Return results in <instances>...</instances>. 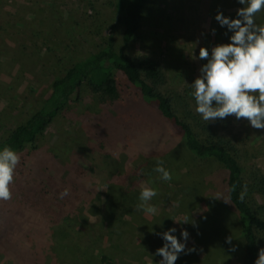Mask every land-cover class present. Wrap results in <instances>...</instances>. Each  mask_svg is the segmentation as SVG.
Instances as JSON below:
<instances>
[{"label": "rangeland", "instance_id": "rangeland-1", "mask_svg": "<svg viewBox=\"0 0 264 264\" xmlns=\"http://www.w3.org/2000/svg\"><path fill=\"white\" fill-rule=\"evenodd\" d=\"M115 2L0 0V142L103 47ZM126 53L159 62L163 92L216 93L219 133L264 173V0H146ZM224 178L134 89L82 87L0 171V264H241Z\"/></svg>", "mask_w": 264, "mask_h": 264}, {"label": "trees", "instance_id": "trees-1", "mask_svg": "<svg viewBox=\"0 0 264 264\" xmlns=\"http://www.w3.org/2000/svg\"><path fill=\"white\" fill-rule=\"evenodd\" d=\"M145 3L116 0V19L107 29L103 47L54 80L40 107L0 142V171L11 155L26 144L32 146L55 116L78 100L82 87L109 102L119 100L124 88H132L182 138L196 161L213 163L225 172V198L237 216L242 239L241 264H264V246L258 239L260 235L264 241V173L254 165L243 170L240 147L219 133L218 127L226 123V113L218 95L194 80L178 91L163 92L166 78L159 62L146 55L126 53L139 31ZM100 261L107 262V258L102 256Z\"/></svg>", "mask_w": 264, "mask_h": 264}]
</instances>
